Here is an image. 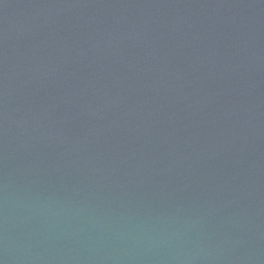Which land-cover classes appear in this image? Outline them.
Returning a JSON list of instances; mask_svg holds the SVG:
<instances>
[{"label": "water", "instance_id": "obj_1", "mask_svg": "<svg viewBox=\"0 0 264 264\" xmlns=\"http://www.w3.org/2000/svg\"><path fill=\"white\" fill-rule=\"evenodd\" d=\"M0 264H264V0H0Z\"/></svg>", "mask_w": 264, "mask_h": 264}]
</instances>
